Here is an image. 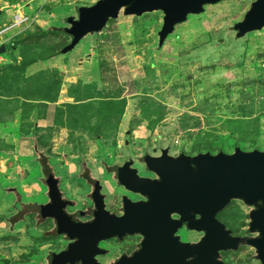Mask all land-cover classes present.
I'll return each mask as SVG.
<instances>
[{"label": "rangeland", "instance_id": "obj_1", "mask_svg": "<svg viewBox=\"0 0 264 264\" xmlns=\"http://www.w3.org/2000/svg\"><path fill=\"white\" fill-rule=\"evenodd\" d=\"M96 1L0 0V47L6 46L0 53V264H44L66 246L47 219L58 182L47 192L40 160L78 207L91 205L96 176L108 207L117 209L123 190L109 172L113 164L132 159L143 168L145 154L164 150L264 149V29L237 39L232 28L252 0L206 6L179 24L162 48V12L121 14L72 51L48 58L70 36L43 30L65 28L78 6ZM17 16L25 21L16 24ZM248 212L234 201L218 218L241 232ZM128 243H106L104 259ZM224 258L225 264H261L251 246Z\"/></svg>", "mask_w": 264, "mask_h": 264}, {"label": "water", "instance_id": "obj_2", "mask_svg": "<svg viewBox=\"0 0 264 264\" xmlns=\"http://www.w3.org/2000/svg\"><path fill=\"white\" fill-rule=\"evenodd\" d=\"M221 1L97 0L81 5L76 16L66 18L64 32L70 36V43L61 52L72 51L85 36L103 31L110 20L121 14L142 16L155 11L163 14L157 46L162 48L190 15L201 14L206 6ZM232 28L237 39L263 30L264 0H253ZM5 50V45L0 47V53ZM145 162L157 177L140 176L130 162L114 169L119 184L145 198H124L122 215L106 209L98 180L91 192L95 206L90 221H78L68 214L66 207L72 201L64 200L59 192L51 215L56 222L53 234L65 235L72 242L66 249L53 253L49 264H100L95 255L105 252L98 247L101 240L136 234L143 237L139 250L111 264H225L223 252L237 251L246 244L254 248L257 259L264 264V149L237 147L232 152L175 155L164 150L158 156L146 154ZM127 169L132 172L125 173ZM233 200L250 208L248 231L254 236L234 235L218 218ZM174 213L179 217L173 218ZM184 225L203 235L196 242L181 240L176 231Z\"/></svg>", "mask_w": 264, "mask_h": 264}, {"label": "flooded vegetation", "instance_id": "obj_3", "mask_svg": "<svg viewBox=\"0 0 264 264\" xmlns=\"http://www.w3.org/2000/svg\"><path fill=\"white\" fill-rule=\"evenodd\" d=\"M253 1V0H252ZM252 3V2H251ZM249 9V8H248ZM244 16V15H243ZM162 153L160 152V154H155L154 156H158V155H161ZM146 155V154H145ZM145 155H144V157H142V160H141V163H142V165H143V168H139V167H137V164H136V162L134 161V160H132V159H126L125 161H123L122 163H119V164H113L112 166H110V168H109V172H111L112 173V175H113V178H114V180H115V182H116V184H117V186L118 187H120L122 190H123V193H122V195H121V197H120V204H119V206H118V208L117 209H111V208H109L108 207V202H107V193H105L104 192V190H103V184H102V180L101 179H99V178H97L96 176H94L93 178H92V180H91V182H90V191H89V197H90V199H91V205L88 207V208H80V207H78V202H77V200H75V199H72V198H68L65 194H64V191L61 189V186H60V184H61V180H60V177H58L57 176V173H56V171L52 168V170L50 169V170H48V168L47 167H45V162H43L42 160H40V164H41V166H40V168H41V172H42V177H43V181H44V183H45V185H46V187H47V192H48V190L50 189V182H56V180H57V182H58V186H59V189H60V191H61V194H62V198L64 199V200H66V201H72V203L71 204H69V205H67V207H66V211L68 212V214H70V215H73L74 216V219L75 220H78V221H82V222H86V221H90V220H92L93 219V215L91 214V211L94 209V206H95V202H94V200L91 198V192H92V190H93V188H94V186H95V182H96V180H98L99 181V184H100V186H101V192L104 194V201H105V207H106V209H108L111 213H115V214H117V215H122L123 214V200H124V198H130V199H132V201H139V200H144L145 198L142 196V195H140V194H138V193H135V192H132V191H130V190H128V189H126L123 185H121V184H119L118 183V180H117V177H116V173H115V171H114V169H115V167L116 166H123L124 164H126L127 162H130V167H132V168H137L138 169V173H139V175L140 176H144V177H150V178H155V177H157V174L155 173V172H153V171H150V170H148L147 169V164H146V162H145ZM150 155H152V154H150ZM48 164H50V162H47V165ZM132 171H131V169H127L126 171H125V173H131ZM234 201H239V200H233L231 203H230V205L234 202ZM239 202H241V201H239ZM241 203H243V202H241ZM244 204V203H243ZM245 205V204H244ZM246 206V205H245ZM246 207H248V206H246ZM227 208V207H226ZM225 208V209H226ZM224 209V210H225ZM248 209H249V214H250V208L248 207ZM223 210V211H224ZM223 211H221V213L223 212ZM78 212L79 213H81V215H78ZM220 213V214H221ZM37 215V214H36ZM38 216V215H37ZM172 216H173V218H178L179 216L177 215V214H172ZM198 217V216H197ZM47 219H51L52 220V222H53V229L55 228V226H56V222H55V219L53 218V217H48ZM249 221H250V217H249ZM249 221H248V223H249ZM227 224V223H226ZM228 226V225H227ZM228 228H230L229 226H228ZM52 229V233H53V230ZM232 229V228H231ZM189 231V232H195V230H188L187 228H186V226L184 225V226H182L181 228H179L177 231H176V235H179L180 236V238H181V240H183V241H190V242H196V241H198L200 238H201V236L203 235V233H201V232H198V231H196V232H198L199 233V237L197 238V239H195V240H188V239H185L184 238V236H183V234L181 233V231ZM233 230V234L234 235H240V236H243V237H251V236H254L255 234H253V233H250L249 231H248V224H247V228L245 229V230H243V231H241V232H236L234 229H232ZM54 235V234H53ZM56 236H60V235H56ZM63 237H65V239H66V241H67V243H66V246L62 249V250H64V249H66L68 246H69V244L72 242V241H70V240H68L67 238H66V236L65 235H62ZM142 236L141 235H138V234H136V235H126V236H124L122 239H118V238H116V237H112V238H109V239H105V240H101L99 243H98V247L100 248V249H103V250H105V252H102V253H97L96 255H95V258H96V260L100 263V264H111V263H113L114 261H116V260H118L119 258H121V257H123V256H127V257H131V256H133L135 253H136V251H138L139 250V248H140V243H141V241H142ZM134 239V240H133ZM127 240H130V242L131 243H128V245L127 246H125V247H122L121 249H120V251H119V253L116 255V257L115 258H113V259H110V260H105L104 258L109 254V252H110V249L109 248H107L106 247V243H109V242H113V243H116V244H122L123 242H125V241H127ZM133 241V242H132ZM242 246H249L248 244H246V245H242ZM241 246V247H242ZM240 247V248H241ZM62 250H60V251H62ZM59 251V252H60ZM229 251H233V250H229ZM229 251H226V252H223V255L225 256V254L227 253V252H229ZM238 251V250H237ZM53 253H55V252H51L49 255H48V257H47V262L46 263H44V264H49L50 263V256L53 254ZM224 260H225V258H224Z\"/></svg>", "mask_w": 264, "mask_h": 264}, {"label": "trees", "instance_id": "obj_4", "mask_svg": "<svg viewBox=\"0 0 264 264\" xmlns=\"http://www.w3.org/2000/svg\"><path fill=\"white\" fill-rule=\"evenodd\" d=\"M47 32H51V33H55V34H58L60 32L64 33V28L63 27H60V26H57V25H51L47 29L43 30V33H47ZM64 34H66V33H64ZM60 54H61V51H57V52H54V53L50 54L48 58H54V57H57ZM13 69H14V67H13ZM122 102L123 101H121V103L120 102H118V103L121 104L124 107V103H122ZM108 103H113V102H108ZM210 149L211 148L209 147L206 150L207 151H210ZM200 152H203V151H200ZM210 152H215V151H210ZM216 152H218V151H216ZM14 189L15 188H11V190H14Z\"/></svg>", "mask_w": 264, "mask_h": 264}, {"label": "built area", "instance_id": "obj_5", "mask_svg": "<svg viewBox=\"0 0 264 264\" xmlns=\"http://www.w3.org/2000/svg\"><path fill=\"white\" fill-rule=\"evenodd\" d=\"M21 21H25V20H24L23 18L21 19L20 16H19V17L17 16V17L15 18V23H16V24L20 23Z\"/></svg>", "mask_w": 264, "mask_h": 264}, {"label": "crops", "instance_id": "obj_6", "mask_svg": "<svg viewBox=\"0 0 264 264\" xmlns=\"http://www.w3.org/2000/svg\"><path fill=\"white\" fill-rule=\"evenodd\" d=\"M25 216H23V217H19V219H23ZM18 220V219H17ZM12 223V222H11ZM15 223V221L13 222V224ZM12 225V224H11ZM13 226V225H12Z\"/></svg>", "mask_w": 264, "mask_h": 264}]
</instances>
